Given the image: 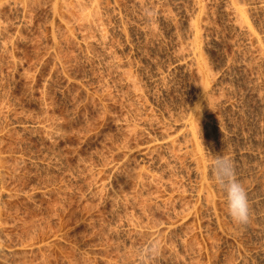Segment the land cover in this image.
<instances>
[{
	"label": "rangeland",
	"instance_id": "374dc122",
	"mask_svg": "<svg viewBox=\"0 0 264 264\" xmlns=\"http://www.w3.org/2000/svg\"><path fill=\"white\" fill-rule=\"evenodd\" d=\"M0 264H264V0H0Z\"/></svg>",
	"mask_w": 264,
	"mask_h": 264
},
{
	"label": "clouds",
	"instance_id": "9594fccd",
	"mask_svg": "<svg viewBox=\"0 0 264 264\" xmlns=\"http://www.w3.org/2000/svg\"><path fill=\"white\" fill-rule=\"evenodd\" d=\"M211 179L226 195L228 215L237 226H247L250 223L251 205L247 190L237 179L233 161L228 156L216 155L209 163ZM157 245L153 243L141 250L140 259L143 260L149 253L155 254Z\"/></svg>",
	"mask_w": 264,
	"mask_h": 264
},
{
	"label": "bare ground",
	"instance_id": "6f19581e",
	"mask_svg": "<svg viewBox=\"0 0 264 264\" xmlns=\"http://www.w3.org/2000/svg\"><path fill=\"white\" fill-rule=\"evenodd\" d=\"M236 8V7H235ZM238 9V8H237ZM240 11V10H239ZM238 10H236L237 16L241 15V13ZM235 13V12H234ZM239 14V15H238ZM242 16V15H241ZM239 16V17H241ZM243 19V17L241 18V20Z\"/></svg>",
	"mask_w": 264,
	"mask_h": 264
}]
</instances>
